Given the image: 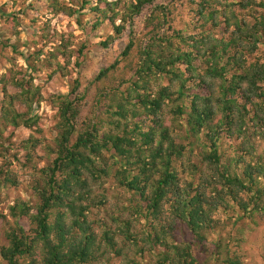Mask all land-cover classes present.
<instances>
[{
	"label": "trees",
	"instance_id": "obj_1",
	"mask_svg": "<svg viewBox=\"0 0 264 264\" xmlns=\"http://www.w3.org/2000/svg\"><path fill=\"white\" fill-rule=\"evenodd\" d=\"M89 3L82 0L81 7ZM126 4L123 11L116 9L117 2L90 8L98 13L94 26L105 20L113 25L115 34L103 41L105 47L125 32L129 41L123 56L144 42L132 77L122 83L129 85L100 93L98 101L108 100L110 120L85 121L83 127L79 114L87 91H80L79 80L71 96L57 97L59 120L54 145L48 146L54 156L46 167L34 166L40 175L30 186L38 203L17 199L10 207L15 222L6 231L8 244L0 246L4 264H116L114 259L120 264H146L136 259L145 250L154 255L149 264H197L193 242L177 237L178 222L201 243L217 226L220 209H237L236 214L242 212L239 219L264 213V153L227 164L220 152L224 136L257 139L264 134V63L248 59L249 53L264 45V0L252 25L235 19L238 36L229 40L187 34L168 25L170 11L156 0ZM54 5L76 13L70 6ZM249 5L250 1L244 6ZM7 17L16 20L14 14ZM77 20L83 24L80 17ZM244 40L253 49L246 52ZM117 62L101 70L95 80L107 77ZM167 77V85L159 84ZM1 80L5 96L0 117L4 151L0 153L5 156L6 143L17 129L39 123L34 105H39L42 94L10 72ZM190 82L193 89L206 88V93L190 94ZM7 85L15 92L7 91ZM169 103L174 113L171 125L163 118ZM143 117L151 122L147 127L139 122ZM39 144L33 137L24 142L28 161ZM196 146L201 163L192 158ZM11 164L0 166V196L3 187L19 183L5 169ZM109 178L129 193L120 213L110 214L111 222L93 217L109 202L103 187ZM128 209L132 217L123 216ZM165 215L171 222H164ZM5 218L0 212V220ZM22 218L29 220L30 232L20 223ZM137 222L142 223L141 236ZM227 264L241 263L231 257Z\"/></svg>",
	"mask_w": 264,
	"mask_h": 264
},
{
	"label": "rangeland",
	"instance_id": "obj_2",
	"mask_svg": "<svg viewBox=\"0 0 264 264\" xmlns=\"http://www.w3.org/2000/svg\"><path fill=\"white\" fill-rule=\"evenodd\" d=\"M81 1L0 0V117L5 96L1 79L6 73L10 72L11 75L28 81L29 85L38 88L42 94L39 105H34V113L40 116L39 123L33 128L17 129L11 142L6 143L8 151L5 152V156L0 153V166L10 161L12 164L5 169H10L19 181L17 186L2 188L0 212L6 215V218L0 220V246L8 244L6 231L15 222L10 216V207L15 201L28 200L34 205L39 201L30 184L35 175H40L38 171L36 174L34 166L38 170L46 167L54 156L48 146L54 145L59 120L60 104H57V97L69 93L71 96L73 85L79 80L80 91H87V97L82 101L79 114L80 127L85 126L89 120L95 122L102 118L104 121H109L110 115L106 112L108 100L98 101L100 93L106 94L110 89L115 90L120 86L125 88L129 85L122 83L132 77L137 63L138 48L142 43L144 44L140 42L127 56H123L122 52L129 41L128 32L105 47L103 41H107L115 34L112 23L105 20L94 26L98 13L96 10H91V6H104L105 2H117L116 9L123 11L130 0H102V2L90 0L85 8L81 7ZM204 1L156 0V3L168 7L170 11L168 25L176 29H184L187 34L211 35L216 40H229L234 35L238 36V32H234L235 19L237 18L241 24L245 21L252 25L256 12L263 10L259 6L261 0H209L206 7ZM248 1L250 5L244 6ZM54 3L70 6L76 13L70 10H57ZM212 12L215 14L210 17L209 14ZM13 14L16 16L15 21L7 17ZM78 17L83 24L78 22ZM229 21L232 23L231 26L228 24ZM117 22L119 23L120 20ZM242 45L246 47V52L253 49V45L246 40ZM248 59L250 62L259 60L260 63H264V45L260 44L253 53H249ZM116 61L117 64L109 70L107 77L95 80L101 70L110 67ZM187 76L188 74H185V77ZM168 83L169 77L162 79L159 84ZM189 85L192 87L190 94L206 93V88L193 89V82ZM15 90L14 87L7 85V91L15 92ZM171 108L172 104L169 103L163 109V118L167 125L173 123L174 113ZM19 109L24 111L21 105ZM139 122L145 127L151 123L146 117L141 118ZM104 130L105 127L100 133ZM30 137L38 139L40 144L34 152L31 151L33 158L28 161L26 157L28 150L24 148V142ZM258 137L257 139L222 137L220 147V152L223 154L222 162L228 164L231 159L240 157L251 160L263 154L264 134L261 132ZM2 151L4 149L0 146V152ZM198 153L199 147L196 146L191 152L192 158L195 162L201 163ZM109 162L113 163V160ZM103 187L106 189L109 202L105 209L93 212V217L111 222L110 214L120 213L121 208L125 207L129 193L113 178L107 179ZM123 212V216L132 217L130 209ZM236 212L237 209L232 208L227 211L220 209L216 213L217 226L201 243L196 242L195 236L185 224L177 223L175 229L177 237L179 240L193 242L197 264H227L231 257L238 258L241 264H264V213L257 212L252 217L239 219L242 212L239 214ZM167 221L171 222L169 215L164 217V222ZM20 223L30 232L31 225L27 218H22ZM136 225L141 236L142 223L137 222ZM145 251L143 257L136 255V259L149 264L153 261L154 255ZM133 254L131 252L132 256ZM113 262L120 264L121 260L114 259ZM0 264H4L1 257Z\"/></svg>",
	"mask_w": 264,
	"mask_h": 264
}]
</instances>
